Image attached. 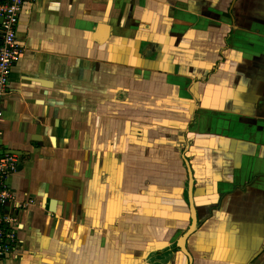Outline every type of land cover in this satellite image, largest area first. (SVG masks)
Instances as JSON below:
<instances>
[{
  "label": "crops",
  "instance_id": "obj_1",
  "mask_svg": "<svg viewBox=\"0 0 264 264\" xmlns=\"http://www.w3.org/2000/svg\"><path fill=\"white\" fill-rule=\"evenodd\" d=\"M17 41L0 264H188L189 177L191 264H264V0H38Z\"/></svg>",
  "mask_w": 264,
  "mask_h": 264
},
{
  "label": "built area",
  "instance_id": "obj_2",
  "mask_svg": "<svg viewBox=\"0 0 264 264\" xmlns=\"http://www.w3.org/2000/svg\"><path fill=\"white\" fill-rule=\"evenodd\" d=\"M37 1L0 0V99L9 90L12 70L22 53V47L17 41L19 18ZM19 163L20 155L0 143V259L16 258L19 252L16 213L22 205L15 202L14 191L7 183L8 177L16 172Z\"/></svg>",
  "mask_w": 264,
  "mask_h": 264
},
{
  "label": "water",
  "instance_id": "obj_3",
  "mask_svg": "<svg viewBox=\"0 0 264 264\" xmlns=\"http://www.w3.org/2000/svg\"><path fill=\"white\" fill-rule=\"evenodd\" d=\"M192 189H193V180L191 177L188 179V201H189V209H190V224L188 228L184 231L182 236L179 239V246L181 250L186 254L188 258V264H191V256L189 252L186 249V240L188 237H190L198 228V221L196 217V210L193 202V197H192Z\"/></svg>",
  "mask_w": 264,
  "mask_h": 264
}]
</instances>
